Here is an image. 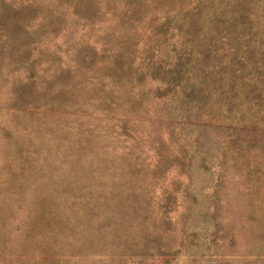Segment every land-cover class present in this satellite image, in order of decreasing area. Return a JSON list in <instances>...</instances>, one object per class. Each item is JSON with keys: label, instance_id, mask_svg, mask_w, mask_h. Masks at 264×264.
Listing matches in <instances>:
<instances>
[{"label": "trees", "instance_id": "16d2710c", "mask_svg": "<svg viewBox=\"0 0 264 264\" xmlns=\"http://www.w3.org/2000/svg\"><path fill=\"white\" fill-rule=\"evenodd\" d=\"M181 1L185 12L158 17L172 0H0L4 264L5 248L47 251L50 238L99 256L122 246L131 264H170L202 239L214 264H264V0ZM150 116L159 158L142 168L140 152L115 145ZM32 142L60 154L57 178L28 155ZM171 164L212 175L177 246L164 240L177 236L164 234L165 217L147 225V175ZM181 192L197 200L188 185Z\"/></svg>", "mask_w": 264, "mask_h": 264}, {"label": "rangeland", "instance_id": "374dc122", "mask_svg": "<svg viewBox=\"0 0 264 264\" xmlns=\"http://www.w3.org/2000/svg\"><path fill=\"white\" fill-rule=\"evenodd\" d=\"M187 6L188 5H185V3L181 0H172L170 5H164L162 8L155 6L154 9L155 14L158 17H163L165 12L166 14H173L178 11V9L185 12ZM153 22L154 18H151V21L147 18L146 23L143 24V27L140 30V34H143L144 36L147 34L149 35ZM8 117L9 116L5 113V110L0 107V121L6 120ZM148 118L149 119H144L143 122L150 121L149 124L145 123L144 125H138L137 127L135 125L134 131L131 129V125H129L130 128L126 129L125 136H121L122 141L116 142L115 145L116 151H129L130 158H133L136 153L140 152V157L137 159V162L141 163L142 168H146V166L148 168H152L159 158L158 153L156 154L157 143H155V140L149 138V133L151 132V129L155 127V123H151V121H153L151 116ZM164 140L166 145H168L166 138H164ZM34 144V142L30 145L26 144V152H28V155L33 158L35 156L37 163L44 167L47 177L53 173L54 177L57 178L58 173L55 172V168L58 165H62L60 154L55 155L52 152L35 151ZM169 150H171V152L165 151L164 154H169L171 157V154L176 153L171 146ZM147 176L152 179L149 196L152 197L151 210H153L151 217L147 221L148 229L152 230L153 223H159L161 217H165L164 219L167 224H162V228L165 230L164 234L166 236H168V234L172 235L174 230V233H176L177 236L174 240L171 239V241L170 239L164 240L168 244L172 243L174 246H177L178 240L181 238V235H178V232L180 227L183 226L185 222L184 214L189 206L194 209V213H197L198 210L206 208L207 206L204 198L212 184V175L208 171H201L198 169L194 170L191 174H186L184 172H180L177 167L171 164L170 168L164 173H156L153 177L150 174ZM186 185H188V191H193L195 193L197 197L196 201H193V199L189 197L186 192H181ZM176 188H178V190ZM168 193L175 194L177 197H180L175 204H171L166 200L165 197ZM52 196L54 199L61 198V195L56 192H54ZM163 204H166L165 207ZM10 229L11 228L7 229V234H10L8 233ZM11 235H13V233H11ZM59 241L60 240L58 239L50 238L48 241L49 247H46L48 252L43 251L41 245L36 246L35 244L37 241H33L34 243H31L27 248L19 252L16 250L10 251L11 248L7 247L1 255L6 256L9 264H131L130 256L127 255L130 253L127 250L124 252L125 248L123 249L122 246L116 249L114 248L113 252H110L109 255L99 256L93 254L89 247L77 250L75 248L77 244L68 245L64 243V245H61L60 242L62 241ZM126 242L128 243V241ZM44 243L47 244V242H42V246H44ZM13 244L15 243H9L6 246H12ZM135 251H138V249L134 250V252ZM138 258H140V256ZM146 262L149 264H164L159 256H149L146 259ZM0 264H4L3 261H1V258ZM170 264H214V259L211 257L210 250L207 248L206 243H204L202 239H199L194 243H187L183 248H181L180 252L176 256H173Z\"/></svg>", "mask_w": 264, "mask_h": 264}]
</instances>
